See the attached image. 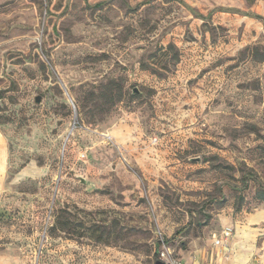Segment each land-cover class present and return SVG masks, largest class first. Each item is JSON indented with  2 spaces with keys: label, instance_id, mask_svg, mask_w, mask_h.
Here are the masks:
<instances>
[{
  "label": "rangeland",
  "instance_id": "obj_1",
  "mask_svg": "<svg viewBox=\"0 0 264 264\" xmlns=\"http://www.w3.org/2000/svg\"><path fill=\"white\" fill-rule=\"evenodd\" d=\"M0 137V264H264V0H0Z\"/></svg>",
  "mask_w": 264,
  "mask_h": 264
},
{
  "label": "built area",
  "instance_id": "obj_2",
  "mask_svg": "<svg viewBox=\"0 0 264 264\" xmlns=\"http://www.w3.org/2000/svg\"><path fill=\"white\" fill-rule=\"evenodd\" d=\"M232 230L231 229H225L223 232H222V234H221V237L220 238H217L216 240H215V244L217 245V246H222V245H224L225 243H227L230 239H231V237H232Z\"/></svg>",
  "mask_w": 264,
  "mask_h": 264
},
{
  "label": "crops",
  "instance_id": "obj_3",
  "mask_svg": "<svg viewBox=\"0 0 264 264\" xmlns=\"http://www.w3.org/2000/svg\"><path fill=\"white\" fill-rule=\"evenodd\" d=\"M5 158H6L5 144H4V141L0 137V178L4 170ZM228 243L226 245H228Z\"/></svg>",
  "mask_w": 264,
  "mask_h": 264
},
{
  "label": "water",
  "instance_id": "obj_4",
  "mask_svg": "<svg viewBox=\"0 0 264 264\" xmlns=\"http://www.w3.org/2000/svg\"><path fill=\"white\" fill-rule=\"evenodd\" d=\"M135 92H137V91H135ZM71 100V99H70ZM41 101V98H36V102L37 103H39ZM156 264H167V263H165L164 261H158Z\"/></svg>",
  "mask_w": 264,
  "mask_h": 264
},
{
  "label": "trees",
  "instance_id": "obj_5",
  "mask_svg": "<svg viewBox=\"0 0 264 264\" xmlns=\"http://www.w3.org/2000/svg\"><path fill=\"white\" fill-rule=\"evenodd\" d=\"M259 199H260L261 201H264V193H262V194L259 195Z\"/></svg>",
  "mask_w": 264,
  "mask_h": 264
}]
</instances>
